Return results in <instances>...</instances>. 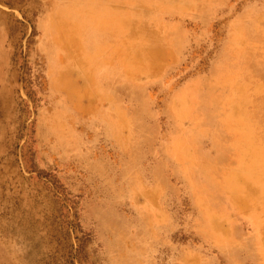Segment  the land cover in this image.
<instances>
[{
	"label": "rangeland",
	"instance_id": "1",
	"mask_svg": "<svg viewBox=\"0 0 264 264\" xmlns=\"http://www.w3.org/2000/svg\"><path fill=\"white\" fill-rule=\"evenodd\" d=\"M173 263L264 264V0H0V264Z\"/></svg>",
	"mask_w": 264,
	"mask_h": 264
},
{
	"label": "bare ground",
	"instance_id": "2",
	"mask_svg": "<svg viewBox=\"0 0 264 264\" xmlns=\"http://www.w3.org/2000/svg\"><path fill=\"white\" fill-rule=\"evenodd\" d=\"M83 5V4H82ZM75 8V7H74ZM44 21V20H43ZM42 28H44L43 26H42ZM87 30V29H86ZM47 33V32H46ZM87 34H89L90 32H86ZM40 34V33H39ZM92 35H94V33H90V36L92 37ZM43 38V37H42ZM229 59H228V61L227 62H229L231 65H232V67H231V69L230 70H232L230 73H229V75H234V74H240L241 73V70L243 69V63H246L247 64V58H242V59H240V57H237V58H231V57H228ZM251 59V58H250ZM252 60V59H251ZM221 61V60H220ZM224 61V60H223ZM250 61V60H249ZM219 62V61H218ZM253 62V61H252ZM254 65V68L252 69L255 73L258 71V70H260L261 69V61H258V62H255V63H253ZM263 64V63H262ZM220 66H222V65H220ZM228 66V65H227ZM226 68V67H225ZM224 68V69H225ZM228 68H226L225 70H227ZM255 69V70H254ZM224 70V71H225ZM262 70V69H261ZM223 71V72H224ZM263 71V70H262ZM246 85V84H245ZM250 99V98H249ZM249 103V102H248ZM210 116V115H209ZM217 118V117H216ZM213 119V118H212ZM243 119V118H242ZM211 120V119H210ZM214 120V119H213ZM216 122V121H215ZM217 123H219V125L222 127V131L225 133V134H227L228 136H230L231 135V131L229 130V121H227L226 119H224V118H222L221 116H218V119H217ZM212 124V123H211ZM215 127H216V124H215ZM214 127V128H215ZM261 127V126H260ZM219 131H220V129H219ZM212 132V131H211ZM217 132V131H216ZM213 135V134H212ZM211 135V136H212ZM210 136V137H211ZM217 136V135H216ZM222 136V135H221ZM222 138V137H221ZM210 139V138H209ZM225 140V139H224ZM216 141V140H215ZM222 142V141H221ZM215 143V142H214ZM217 144V143H216ZM215 145V144H214ZM229 147H230V144L228 143V144H226V145H224V146H221V152H222V154L225 156L226 155V152L227 151H229L230 149H229ZM204 149V148H203ZM220 149V148H219ZM205 150H207V149H205ZM203 152H204V150H203ZM202 153V152H201ZM209 154V153H208ZM223 157V156H222ZM220 160V159H219ZM217 161V160H216ZM218 162V161H217ZM212 203V202H211ZM218 204V203H217ZM216 204V206H218ZM213 208H214V205H213ZM95 212V211H94ZM130 216V215H129ZM109 234V233H108ZM104 238H106V237H104ZM116 241V240H115ZM112 243V242H111ZM122 245V244H121ZM133 245V244H132ZM120 246V245H119ZM122 248V247H121ZM125 250V249H124ZM103 253V252H102ZM124 254V253H123ZM251 255V254H250ZM127 256V255H126ZM246 256V255H245ZM251 258V257H250ZM252 258H254V257H252ZM256 263V262H255ZM174 264V263H173ZM225 264V263H224Z\"/></svg>",
	"mask_w": 264,
	"mask_h": 264
}]
</instances>
